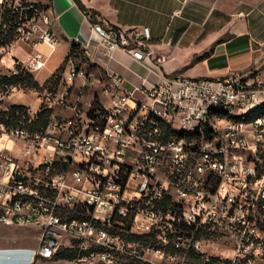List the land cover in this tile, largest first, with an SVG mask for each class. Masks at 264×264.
Wrapping results in <instances>:
<instances>
[{
	"label": "built area",
	"instance_id": "1",
	"mask_svg": "<svg viewBox=\"0 0 264 264\" xmlns=\"http://www.w3.org/2000/svg\"><path fill=\"white\" fill-rule=\"evenodd\" d=\"M0 7L16 18L13 39L0 36V226L40 232L34 249H0V264H40L64 250L76 253L70 264H264V80L173 76L130 89L107 71V103L95 97L69 116L55 113L69 89L57 99L59 90L34 91L37 112L53 115L33 131L37 112L9 100L26 90L1 82L43 69L39 47L57 45L55 18L28 0ZM92 31L106 57L152 60L147 27L102 21ZM17 44L31 50L26 63ZM93 47L74 52L62 84H86L77 61L93 65ZM12 106L26 116L15 121Z\"/></svg>",
	"mask_w": 264,
	"mask_h": 264
},
{
	"label": "crops",
	"instance_id": "2",
	"mask_svg": "<svg viewBox=\"0 0 264 264\" xmlns=\"http://www.w3.org/2000/svg\"><path fill=\"white\" fill-rule=\"evenodd\" d=\"M28 1L50 9L55 18L58 43L54 48L40 45L45 66L32 74L37 80V74L46 71L47 79L37 80L40 85L62 66L74 44L87 42L94 45L90 71L117 73L130 89L150 88L162 77L173 76L217 79L237 74L264 80V0H78L84 9L75 0ZM177 11L180 15L173 17ZM102 21L127 31L149 28L152 60L140 63L121 51L106 57L92 31L93 24ZM13 54L26 63L31 50L17 44Z\"/></svg>",
	"mask_w": 264,
	"mask_h": 264
},
{
	"label": "rangeland",
	"instance_id": "3",
	"mask_svg": "<svg viewBox=\"0 0 264 264\" xmlns=\"http://www.w3.org/2000/svg\"><path fill=\"white\" fill-rule=\"evenodd\" d=\"M3 8L0 7V15L3 13ZM1 20V19H0ZM60 56V55H59ZM54 65V64H53ZM77 65L83 68L88 74L86 84L83 79L76 80L71 88L60 83V88L54 98H59L62 94H66L69 89L68 95L65 97V107H56L55 113L59 116H69L72 114L71 107L78 105V107L85 108L92 102L95 97H98V102L102 104L107 103V98L103 94L104 84L106 82L105 74L93 73L90 71L94 67L91 64L85 63L84 60H78ZM69 63H65V67L69 70ZM65 73V72H64ZM63 73V75H64ZM62 75V78H63ZM48 77L46 71L37 74V80L43 83ZM62 82V79H61ZM11 104L26 105L32 112H37L41 107V102L34 91H20L14 92L9 98ZM40 232L33 227H15V226H0V247L17 246L22 248V245H35L39 243ZM40 264H70L68 261H43ZM105 264V263H99Z\"/></svg>",
	"mask_w": 264,
	"mask_h": 264
},
{
	"label": "trees",
	"instance_id": "4",
	"mask_svg": "<svg viewBox=\"0 0 264 264\" xmlns=\"http://www.w3.org/2000/svg\"><path fill=\"white\" fill-rule=\"evenodd\" d=\"M75 2L84 9L83 5L78 1L75 0ZM40 5V4H39ZM15 23L16 18L9 12H4L1 15V29L0 36L3 37V40L5 43L10 42L13 39L14 36V30H15ZM6 29V31H5ZM79 44H74L72 46L71 51L69 52L68 56L66 57L64 63L62 66L52 75V77L47 80L43 85H40L38 81L34 78L33 75L27 74L23 77H14V78H4V80L1 82V84H7L8 86L14 85L17 87H20L21 89L27 90V91H42L44 89H49L52 91H57L60 88V83L62 79V75L66 70L65 63L69 61L70 57L79 49ZM93 67V65H92ZM95 102H98V97H96ZM20 109L19 115L15 113V110ZM260 113V112H258ZM10 117L14 118L15 121L19 120L21 117L26 116V111L23 108V106H12L10 111ZM53 115V111L49 109H42L41 111L37 112L36 119L33 123L32 130H41L45 129ZM0 121L5 122V117H1ZM132 239L137 240H147L146 237H138V236H132L130 237ZM147 242V241H146ZM76 256L75 252H70L69 250H64L60 252L57 257L56 261H71Z\"/></svg>",
	"mask_w": 264,
	"mask_h": 264
}]
</instances>
